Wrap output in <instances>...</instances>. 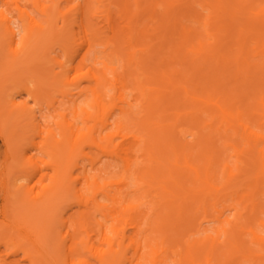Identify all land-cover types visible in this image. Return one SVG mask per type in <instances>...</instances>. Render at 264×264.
Masks as SVG:
<instances>
[{"label": "bare ground", "instance_id": "6f19581e", "mask_svg": "<svg viewBox=\"0 0 264 264\" xmlns=\"http://www.w3.org/2000/svg\"><path fill=\"white\" fill-rule=\"evenodd\" d=\"M31 1L41 18L0 13V128L12 140L26 117L45 133L52 172L38 203L11 210L7 226L31 245L15 251L28 264H264V0H114L121 26L112 0ZM26 73L33 98L60 89L54 114L1 99ZM93 147L108 162L87 169ZM22 164L5 151V212L21 199L8 172ZM43 176L33 162L28 179ZM8 255L0 264H19Z\"/></svg>", "mask_w": 264, "mask_h": 264}, {"label": "rangeland", "instance_id": "374dc122", "mask_svg": "<svg viewBox=\"0 0 264 264\" xmlns=\"http://www.w3.org/2000/svg\"><path fill=\"white\" fill-rule=\"evenodd\" d=\"M78 0H63L60 2L61 8H65L68 5L74 4ZM113 3L111 6H113V18L115 22L118 23L119 26H121L124 23V18L120 17L118 14V9L116 7V2L112 0ZM116 1V0H115ZM49 0H42V3L48 4ZM129 4L134 6L135 0H128ZM96 6V3L94 4ZM197 7V6H196ZM19 8H26L28 11H30L33 15H35L36 18H41L40 15L37 12V8L34 6L31 0H11V1H5L0 0V13L2 14H8L12 15L14 18H16L19 15ZM203 16L206 15L207 10H203ZM19 25L22 24L20 20H16ZM150 20L147 21V18H145L142 23L144 25L150 24ZM57 26H61V21L59 20ZM101 25L104 23H100ZM75 32L78 31L77 26H74ZM68 36V35H67ZM65 37L61 41H55L53 42L49 49H48V56L51 59L55 55H62V51L60 50L61 43L65 42ZM3 51L1 56L9 57L12 56V49L8 48L7 46L3 45ZM14 48L19 49L20 48V42L19 38H17V42L15 43ZM178 63V61L176 62ZM49 67H53V61L50 60L48 62ZM176 67H179L178 64H176ZM121 70V68L119 69ZM23 79L20 81H15L11 85L7 86L3 94L1 95V99L7 102L9 99V95H12L17 102L24 103L27 108H29L31 111H33L34 115L40 119V114L44 116H49L51 114H54L53 108L50 107L49 110L46 109V105L48 102H50L51 99H55L60 101L62 99V95L60 92V89L53 83L52 85H49L48 92L49 96L45 98H33V96L30 95V93L27 91L26 84L29 89L34 91L36 88V82L35 79L30 76L28 73L23 75ZM86 82L82 83V86L85 85ZM133 87V84L129 82V88H126L125 91H130L129 89ZM114 90H111L110 93L113 94ZM134 95L132 96L133 103L137 102V98H139V94L136 90L133 91ZM59 102L55 103L58 104ZM65 103V102H63ZM66 104V103H65ZM7 105V103H6ZM64 105V104H63ZM138 109L135 108V111ZM139 115V114H138ZM27 119L24 117V119L20 118L16 122L15 128V135L12 140H9L8 136L0 128V168H1V161L5 157V151L11 150L16 156V159L21 163L22 165H18L17 167L12 168L8 172V179L10 184V189L14 192H16L17 189H19V193L21 199L19 202L13 201V203L10 204L11 208L9 209V212H5L4 206L6 204H9L5 198V191L2 187V184H0V251H3L4 253H8V260H17L19 264H28V261L22 258L23 253L19 251H15L18 247V243H22V246L30 247V242H28L26 239L22 237V234L15 230L11 231L9 227L7 226L8 220L10 218L15 217L14 211H11L16 205H19L21 202L28 203V204H36L38 203L36 200V196H38L42 191L44 190V186L48 185L50 182L49 176L51 175V168L48 162L50 161V155L44 152V144L46 142L44 135L45 133H40L38 136L35 134V131L30 127H26ZM91 124V122L89 123ZM219 143L221 140L218 141ZM86 151H88V154L82 159H80V162L84 163L87 167V169L90 168V161L92 159H101L102 162H108V159L104 157L98 149L95 147L93 148H86ZM27 158H30L28 160ZM36 162L40 168L42 169V172L44 173V176L41 179H38V177H34L32 179H28L29 171L31 170L32 163ZM10 163H15V160L10 158ZM115 167H112V172L114 171ZM98 199L102 202L108 203V201L101 195L98 197ZM73 209H65L66 215L71 213ZM33 217V215H32ZM31 217V218H32ZM36 224L35 229L38 230L41 226V220L40 216H34L33 217ZM97 220H104V217L102 214H96ZM10 234L13 237V241H7L5 240L4 235Z\"/></svg>", "mask_w": 264, "mask_h": 264}]
</instances>
